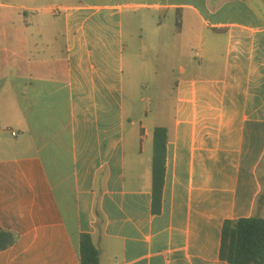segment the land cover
<instances>
[{
    "label": "crops",
    "instance_id": "crops-1",
    "mask_svg": "<svg viewBox=\"0 0 264 264\" xmlns=\"http://www.w3.org/2000/svg\"><path fill=\"white\" fill-rule=\"evenodd\" d=\"M143 25L179 47L157 125L133 106ZM261 173L264 0H0V224L18 235L0 264H80L83 234L101 264H228L224 225L257 215Z\"/></svg>",
    "mask_w": 264,
    "mask_h": 264
},
{
    "label": "trees",
    "instance_id": "trees-1",
    "mask_svg": "<svg viewBox=\"0 0 264 264\" xmlns=\"http://www.w3.org/2000/svg\"><path fill=\"white\" fill-rule=\"evenodd\" d=\"M167 130L157 128L154 134L153 213L162 210L166 169ZM263 193L257 202V215L247 219L227 221L223 228L221 260L228 264H264V174H260ZM18 235L6 231L0 224V253L12 248ZM80 264H101L100 251L88 234L80 238Z\"/></svg>",
    "mask_w": 264,
    "mask_h": 264
},
{
    "label": "rangeland",
    "instance_id": "rangeland-1",
    "mask_svg": "<svg viewBox=\"0 0 264 264\" xmlns=\"http://www.w3.org/2000/svg\"><path fill=\"white\" fill-rule=\"evenodd\" d=\"M198 1L200 3L203 0ZM176 28L175 22L172 21L165 25V32L168 34ZM136 34H139V37L135 41L136 47L131 52L135 56L142 55L147 60V65L137 63L139 89L137 100L133 106L138 116L148 112L151 123L161 124L162 113H166L167 116L171 113V104L167 100V96L172 89L173 82L178 79L179 63L177 58L179 47L174 49L171 47L172 41L167 39L165 41L166 49L157 50L156 37L149 32L146 25H143ZM140 36H142V39H140ZM143 40L146 41V47ZM170 55L176 56L175 63L173 61L168 63V56Z\"/></svg>",
    "mask_w": 264,
    "mask_h": 264
}]
</instances>
